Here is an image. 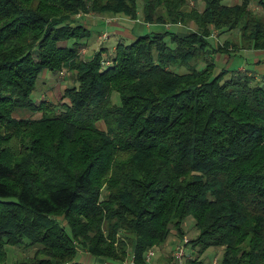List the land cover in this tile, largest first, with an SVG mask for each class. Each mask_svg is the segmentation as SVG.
Segmentation results:
<instances>
[{"label":"trees","instance_id":"16d2710c","mask_svg":"<svg viewBox=\"0 0 264 264\" xmlns=\"http://www.w3.org/2000/svg\"><path fill=\"white\" fill-rule=\"evenodd\" d=\"M140 1L145 23L194 30L84 54L85 15L136 19ZM204 1L198 12L186 0H0V264H87L79 249L120 262L121 233L148 264L190 216L184 264L212 246L220 264H264V78L214 57L264 50V0ZM214 30H236L237 51ZM64 69L73 84L57 104L33 96L44 72ZM7 246L36 250L10 263Z\"/></svg>","mask_w":264,"mask_h":264},{"label":"rangeland","instance_id":"374dc122","mask_svg":"<svg viewBox=\"0 0 264 264\" xmlns=\"http://www.w3.org/2000/svg\"><path fill=\"white\" fill-rule=\"evenodd\" d=\"M241 0H224L223 3L226 4H235L239 3ZM205 1L204 0H186V4L184 7L188 8V10L191 9H196L198 12H201L204 8H205ZM140 11L138 14V17L136 19H132L134 20L135 23H137L138 25H141L142 23H144V13H143V9H142V2L140 1ZM252 9L262 13V8L259 7L257 5V3L255 1L252 2L251 5ZM166 14V13H165ZM89 15V14H87ZM96 15V14H95ZM117 15H122L125 17H128L126 15L123 14H117ZM99 15H96V17ZM130 18V17H128ZM106 19V18H104ZM145 24V23H144ZM152 24V23H151ZM156 24V23H154ZM173 23H169L167 22L166 25H170ZM165 25V24H163ZM174 26H178V28L181 31V34H187L191 31L194 30L195 28V24L194 22H190L188 23V21L186 22H177L174 23ZM164 28L161 26L160 30ZM96 30H100V29H96ZM106 35V37L108 38L109 32L106 31L104 33ZM228 33H221L220 35H218V31L214 30L213 31V36L216 38H212L211 41H213L214 43L219 42L220 44H223L225 42L226 37H229V41L231 42L230 45V52L234 53L235 51H237L238 49V34L237 31L234 30L233 32H231L229 35H227ZM107 38L105 39H98V36L96 35V33L93 31L92 34L87 38L88 39V43H90L88 45V50H89V55H92L94 53V51L99 48V46L101 45L102 42H104V46L108 47V48H112V46L115 44V40L112 38H110L111 40H108ZM227 40V39H226ZM223 54L227 53H217L214 57L215 61L217 63V65H219L220 67H228V65L230 64V59L231 56H225V58H222V56H224ZM253 53H246L245 51L243 52L242 50H239L238 53H236L235 55L233 54V56L235 57L234 61L231 63L230 68L231 69H241V70H245L246 67V62L248 63L249 69H254V67H252L251 63V58L249 56H253ZM218 66V67H219ZM217 67V68H218ZM247 70V69H246ZM253 72V71H252ZM255 74V73H254ZM256 76H258L257 74H255ZM44 76V77H43ZM259 79V78H258ZM73 77H71L70 73H68L65 69L62 70L59 74L54 75L53 73L49 74L46 73L45 75L43 74L42 77L40 78L39 82L37 83L39 86H37V89L34 91L33 96L36 98H40L42 99L43 96L45 99L50 100L54 103H58L63 91L65 88H67L68 86H71L73 84ZM42 94V96H41ZM112 99L115 102H120V96L117 92H114L112 94ZM60 105V104H59ZM60 108V106H59ZM58 111V110H57ZM15 115V114H14ZM38 116H40V114H38ZM99 127H103L104 125L99 122L98 123ZM59 219L62 222V217H59ZM64 221V220H63ZM63 224L66 226L67 224L63 222ZM195 221L193 219V217H188L184 224H183V231L185 236L182 237L181 235L176 234L175 232L172 233L168 239L166 240L165 243H163L161 246H157L154 247L152 249V251L154 252V256L150 258L148 264H182L186 262V257H181L178 256L177 254L181 252V248L180 246L182 245V240L186 239H194L197 237L198 235V230L195 228ZM67 228V226H66ZM68 229V228H67ZM132 235H128L125 233H121V234H116L115 236V241H114V245L115 246H119L122 244V246L127 249V253L125 254V256L123 257L122 253L120 252V249H118V257H122V260L119 262L116 261H108L111 264H124V263H128V262H132L133 261V249H131L132 246ZM192 247V246H191ZM193 248V247H192ZM7 250H8V260L10 263H13V261H17L19 259H21L22 257H32L34 254V251L36 250V247H28V248H21V247H16V246H7ZM192 249L189 246L185 247V254L188 257V255L191 253ZM196 254V252H195ZM181 257V258H180ZM223 257V249L221 247H208L206 250H204L203 253L200 254V260H203L204 264H220V261ZM78 261L87 263V264H104L98 257H93L88 251L84 250V249H79L77 256H76ZM149 258V257H148Z\"/></svg>","mask_w":264,"mask_h":264},{"label":"crops","instance_id":"0c3cea01","mask_svg":"<svg viewBox=\"0 0 264 264\" xmlns=\"http://www.w3.org/2000/svg\"><path fill=\"white\" fill-rule=\"evenodd\" d=\"M235 4L237 3L235 2ZM83 23L85 24L87 28L91 29L92 31L96 33V35L98 36V39H100L101 34H104L106 31H108L110 36L107 39L108 40H111L110 38H112V40L114 39L115 44L118 40L122 38L125 39L126 41H130V40L135 39V37H137L138 35H141L147 32L162 31L163 29L160 30L161 26L165 30H173L180 35H184V34H181V31L178 28V26H174V24H170L168 26L166 24L165 25L157 24V23L151 24V23L144 22L145 24L142 23L141 25H138L131 18H128L122 15H115V16L99 15L96 17L95 14L90 13L89 15H85L83 17ZM96 29H100V30H96ZM229 34L230 33H228L227 35ZM226 39L229 40V37L227 36ZM115 44L113 47H115ZM88 48L84 49V54L85 53L89 54ZM242 51L243 52L245 51L246 53L248 52V53L254 54L253 56H249L251 58L250 64H252V67H254V69H249V66H248L249 62L248 63L246 62L247 65L245 69L253 71V73L258 75L259 80H262V78H264V50L242 49ZM223 55L224 56H222V58H225V56H227L226 54H223ZM234 59L235 57L232 55L229 61L230 64L228 65L229 68H230L231 63L234 61ZM46 73L50 74V72L48 71L44 72L43 74L45 75ZM14 114L16 117H27L30 115V112L28 110L19 109V110H16Z\"/></svg>","mask_w":264,"mask_h":264},{"label":"built area","instance_id":"2783aa9c","mask_svg":"<svg viewBox=\"0 0 264 264\" xmlns=\"http://www.w3.org/2000/svg\"><path fill=\"white\" fill-rule=\"evenodd\" d=\"M103 37H104V38H107L105 34H103ZM187 242H188V239L185 238V239L183 240V243H182L183 246H180V248H181V252L177 254V257H178V256H181V257L183 258V257L186 256V254H185V243H187ZM153 256H154V252L152 251V249H150V250L148 251V253H147V260H150V258L153 257ZM189 256H191V253L188 255V257H189ZM148 257H149V258H148ZM181 257H180V258H181ZM133 258H134V257H133ZM124 264H134V259H133L132 262H128V263H124Z\"/></svg>","mask_w":264,"mask_h":264}]
</instances>
